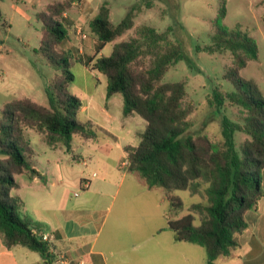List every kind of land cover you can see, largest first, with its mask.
I'll return each mask as SVG.
<instances>
[{"label": "trees", "instance_id": "16d2710c", "mask_svg": "<svg viewBox=\"0 0 264 264\" xmlns=\"http://www.w3.org/2000/svg\"><path fill=\"white\" fill-rule=\"evenodd\" d=\"M65 2L48 6L52 22L46 21L47 15H39L44 23L40 53L54 66L65 68L51 83V88H60L63 95L55 92L50 107L28 98L14 100L6 105L0 120V151L6 157L0 160V232L7 247L23 246L38 253L44 264H54L49 243L43 241L44 234L40 235L20 217V198L10 199L11 191L19 186L15 175L25 174L31 180L40 175L23 127L46 133L50 146L62 143L67 151L72 150L77 135L98 138L92 122L76 119L82 103L68 92L74 80L68 70L69 61L74 57L60 47L69 36L59 19L66 13L69 3ZM226 15L224 5L214 21L211 45L198 48L209 53L230 52L233 57V67L224 79L233 84L234 90L225 91L217 84L207 97L208 104L221 114L219 140L190 131L188 116L192 110L183 106L187 80L162 83L170 68L184 58L183 47L169 40L168 31L142 26L137 37L116 42L134 27V11L115 24L109 7L103 4L89 26L98 39L97 53L109 43H114L113 52L108 57L76 59L107 77V97L123 96L124 116L136 114L147 122L140 143L125 147L129 171L138 173L150 187L168 192L189 191L206 200L193 204L181 218L168 214L167 228L177 241L204 247L207 264H216L220 256L230 255L239 246L235 234L248 228L246 213L256 211L264 197V97L255 81L240 75L249 61L259 60V49L242 25H224ZM3 20L6 21L0 9V22ZM228 105L242 109L244 118L237 121L225 115L222 110ZM241 134L246 135V140L239 145ZM183 207L179 198L172 199L169 213H177ZM197 216L201 220L198 226Z\"/></svg>", "mask_w": 264, "mask_h": 264}, {"label": "rangeland", "instance_id": "374dc122", "mask_svg": "<svg viewBox=\"0 0 264 264\" xmlns=\"http://www.w3.org/2000/svg\"><path fill=\"white\" fill-rule=\"evenodd\" d=\"M65 1L69 4L64 18L59 19L69 31V36L60 47L74 57L69 61L71 66L68 70L74 75V80L69 84L68 92L82 103L76 117L78 121H90L96 127L100 124L108 128L110 124L103 112L107 103V77L91 71L85 64L76 60L108 57L113 52V44L109 43L101 54L97 53L94 42L96 37L89 26L103 4L109 7L111 20L115 24L120 23L127 13L134 11V27L116 42L137 37L142 26H151L161 32L168 31L169 40L183 47L184 58L170 68L162 83L187 80V95L183 100V106L192 110L188 116L192 133L206 134L212 140L220 139L221 114L208 104L207 97L217 84L225 91L234 90L233 84L224 79L225 73L233 67L230 52L198 51L199 47L211 45L214 21L224 5L227 10L224 25L229 28L242 25L258 46L259 60L249 61L240 75L255 81L264 97V0H82L78 3H72L70 0H0V9L6 20L0 22V120L6 105L14 100L28 98L39 105L50 107L56 94L63 95L60 88H51V83L55 75L61 74L65 68L54 66L48 57L40 53L44 23L39 19V15H47L46 21L52 22L48 16V6ZM149 4L151 7H148ZM79 28L87 35V39H82L78 34ZM91 53L93 55H90ZM118 95L122 97L121 94ZM222 111L233 120L239 121L244 118L243 110L237 107L228 105ZM111 112V116L118 117V114H122V109L118 110L113 106ZM138 119L143 122L139 128L145 131L147 122L140 116ZM97 130L99 142L102 145L109 144L107 139L109 134L99 127ZM23 133L35 152L34 163L40 173L36 177L44 176L45 179L34 183L25 174L15 175L19 186L11 191L10 199L20 198V217L42 235L48 231V217L51 212L57 211L56 196L66 192L68 197H73L74 192L79 191V178L92 174L96 165L97 171L101 174L106 152L101 149L98 142H90L93 139H86L81 135L74 137L73 150L67 151L62 143L50 146L46 133L36 128L24 126ZM245 140L246 135H239L238 144L241 145ZM116 152L117 150L112 152L109 162L113 160ZM79 156H83L88 164L78 161L76 158ZM5 158L0 151V160ZM59 165H65L70 170L67 177L62 180L58 178ZM129 177L131 183L125 184L124 191L133 185L130 191L152 195L133 198L127 208V217L118 224L119 241L126 245L128 251L129 235H133L135 239L147 235L152 242L173 241L174 234L167 228L166 216L168 214L173 218L178 214L185 216L193 204L206 203L202 196L193 195L189 191L168 192L164 188L150 187L137 174H130ZM49 190H54L55 194L49 195ZM175 198H179L184 207L177 213H169L170 202ZM116 215L117 206L104 228L100 237L101 242L107 240L110 235L111 224L117 222ZM200 224L201 220L197 216L195 225ZM237 235L238 233L235 234L236 238ZM246 236L245 234V237H242L243 248L236 249L242 254L251 250V246L246 242L248 240ZM1 242H4V236L0 232V264H38L42 261L36 252L23 246L10 248ZM181 245L188 247L187 252L193 264H207L208 256L204 247L189 242ZM126 248H122L121 252L124 253ZM153 251L154 257H161L160 249ZM125 258L129 260L126 253ZM170 258L175 259L171 249ZM238 263L234 256L231 258L220 256L216 260V264ZM260 264H264V259Z\"/></svg>", "mask_w": 264, "mask_h": 264}, {"label": "crops", "instance_id": "0c3cea01", "mask_svg": "<svg viewBox=\"0 0 264 264\" xmlns=\"http://www.w3.org/2000/svg\"><path fill=\"white\" fill-rule=\"evenodd\" d=\"M94 42L96 47L98 43L97 37ZM112 44L114 45V43ZM90 55L93 54L91 53ZM106 102L103 112L110 123L109 127L97 125L109 134L107 139L110 143L102 145L99 142L100 137L90 141L98 142V145H101V149L106 152L105 157L107 160L105 159L103 163V171L99 174L96 165L93 168L95 170L92 174L87 176L82 175L78 181L79 191L81 192H74L73 197H68L66 192L57 195L55 207L57 211L51 212L48 217L49 228L44 234L50 236L48 243L50 252L54 256V264H57L55 262L59 255H63L67 259L65 264H193L187 252L188 247L181 245L184 242L177 241L174 233L173 241L166 243L159 240L152 242L151 238H148L147 235H142L139 239H135L133 235H129L127 236L129 251L126 245L119 241L118 224L127 217V208L131 204L130 201L137 196L150 197L152 194L132 192L130 191V187L133 185L128 186V189L124 191L126 189L125 184L131 183L129 181L130 174L139 175L138 173L129 171L130 164L125 147H136L140 143L141 135L144 131L139 126L141 127L143 122L138 119L139 115L136 114L124 116L123 96L120 97L118 94H115L107 97ZM113 106L118 110L122 109V114H118V117L111 116ZM114 150H117L116 155L109 162L108 160L112 158ZM76 159L83 161L84 164H88L83 156H79ZM58 169V178L60 180L67 177L70 171L65 165H59ZM43 179H45L44 176L36 177L32 181L36 183ZM84 179L90 181V186L87 189H82L81 187ZM262 185L264 188V172ZM48 194L54 195L55 191L49 190ZM116 206L118 215H116L115 220L117 222L111 224L110 235L107 240L101 242L100 237L104 228L108 225L107 222L108 220L110 221ZM157 207H159V203ZM181 217L183 216L179 214L174 216V218ZM246 219L248 221V228L238 233L236 240L239 246L236 249L243 248L242 237H245L246 234L248 238L246 242L251 246V250L246 254H242L234 249L230 255L225 257L231 258L234 256V258L238 259V264H260L264 259V197L260 200L256 211L246 213ZM124 247L126 249L122 253L121 251ZM155 249H160L162 253L161 257H154L153 250ZM170 249L174 253L175 259L170 258ZM164 252L166 255H164ZM125 253L129 255V260L125 258ZM116 254L117 257H115ZM113 258L114 261H112ZM38 264H44L43 260L38 262Z\"/></svg>", "mask_w": 264, "mask_h": 264}, {"label": "built area", "instance_id": "2783aa9c", "mask_svg": "<svg viewBox=\"0 0 264 264\" xmlns=\"http://www.w3.org/2000/svg\"><path fill=\"white\" fill-rule=\"evenodd\" d=\"M78 34L81 36L82 39H87V35L82 33V29L81 28L78 29ZM89 186H90V181L88 179H84L82 181V183H81L82 189H87ZM43 241L48 243L50 241V236L44 234L43 235ZM66 262H67V259L63 255H59L57 257V260H56L55 263H57V264H65Z\"/></svg>", "mask_w": 264, "mask_h": 264}]
</instances>
